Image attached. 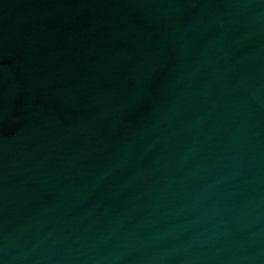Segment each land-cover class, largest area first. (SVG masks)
<instances>
[{
  "label": "water",
  "instance_id": "obj_1",
  "mask_svg": "<svg viewBox=\"0 0 264 264\" xmlns=\"http://www.w3.org/2000/svg\"><path fill=\"white\" fill-rule=\"evenodd\" d=\"M0 264H264V0H0Z\"/></svg>",
  "mask_w": 264,
  "mask_h": 264
}]
</instances>
